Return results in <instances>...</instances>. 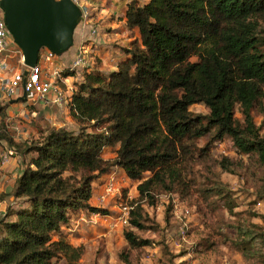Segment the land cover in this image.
Instances as JSON below:
<instances>
[{
  "label": "trees",
  "instance_id": "trees-1",
  "mask_svg": "<svg viewBox=\"0 0 264 264\" xmlns=\"http://www.w3.org/2000/svg\"><path fill=\"white\" fill-rule=\"evenodd\" d=\"M123 16L134 33L120 46L113 68L84 69L67 94L75 126L49 129L22 149L13 203L0 216V264H76L83 246L62 228L79 211H106L89 203L92 184L115 167L138 181L118 253L124 264H131V251L159 245L136 230L146 228L141 202L153 204L161 193H179L206 223L179 255L162 244L169 261L188 264L205 256L216 245L208 228L214 227L217 201L205 212L201 203L220 196L229 209L232 204L218 185L198 186L194 167L209 180L214 167H233L227 156L210 155V145L225 136L247 159L253 189L264 201V135L254 121L259 115L264 125V0H127ZM74 73L61 70L64 77ZM192 104L208 112L196 114ZM108 147L112 159L102 154ZM232 228L230 242L243 260L264 264L258 225ZM185 254L190 258L175 263Z\"/></svg>",
  "mask_w": 264,
  "mask_h": 264
},
{
  "label": "rangeland",
  "instance_id": "rangeland-1",
  "mask_svg": "<svg viewBox=\"0 0 264 264\" xmlns=\"http://www.w3.org/2000/svg\"><path fill=\"white\" fill-rule=\"evenodd\" d=\"M112 1L114 0L110 2ZM143 1L138 0L139 3ZM122 2L123 0H118L110 3L106 8H99L91 20L93 27H96L97 30L94 36L89 35L90 26L89 28L78 26L75 29L71 48L61 55H56L57 58L59 57L55 61L58 68L70 70L68 67L73 46L81 44L85 47L89 56L92 57L94 67L110 69V66L114 63L113 59L121 51L120 46L126 45L134 33L129 31L124 24L123 10L125 5ZM16 61L14 59L12 62L16 63ZM83 71L84 69H75L74 75L67 76L64 82H60V86L66 95L70 92L68 88L75 85L76 81L82 78ZM10 103L13 102L0 100V132L5 135L4 138L0 139V150L5 145H14L12 147L16 148L17 154L20 153V156L18 154L20 163L24 157V154H22L23 147L46 134L49 129L59 126L70 128L75 126V121L67 107L56 104L54 106L45 105L38 102L28 110L29 114H27L26 119H18L13 116L16 112H12V104ZM189 108L196 114L208 112L207 107L200 104H192ZM236 116L240 117L238 109H236ZM254 116L255 124L259 125L260 132L264 135V125L261 124V117L259 115ZM9 121H14L13 124H17L26 135L17 132L12 124H9ZM13 135H19V138L15 137V139ZM207 140L206 137L198 140V144L202 146ZM209 149L210 155L214 158L219 160L227 156L236 163L226 171L221 170L218 166L214 167L210 180L203 177L198 171L200 167L197 165L194 167L196 183L198 186L206 182L211 185H218L222 189L223 195L231 200L232 207L229 209L226 204L227 198L223 199L220 196L217 198L210 196L209 201H212L210 205H207L204 201L201 203L205 212V209L209 210L213 206V201H217V206L211 210L215 224L213 228H208L209 234L216 239V245L214 250L208 249L205 256H198L201 258L193 257L194 260L188 262V264H261L255 258H251L249 261L243 260L241 254L230 242L236 236L232 226L239 224L247 226L249 223H255L259 228H254V230L264 233V201L253 189V170L247 165V159L237 153L229 137L225 136L222 141L214 142ZM102 154L105 158L110 159L115 156L111 147L104 148ZM28 157L29 155H26V160ZM1 170L2 168H0V172ZM119 170L123 172L121 169ZM121 172L118 186H122L121 192L125 199L130 195L134 201L138 196L135 189L138 181L130 180L125 172ZM122 176L128 178L127 183L121 182ZM11 182L12 177L7 172L0 174L1 210H6L13 203V200L9 199L8 196ZM92 186L96 188L94 184ZM197 201L202 200L199 197ZM141 205L144 214H146V228L136 230V233L142 237L150 238L159 245L143 246L142 249L131 251L129 254L131 264H172L173 262L169 261L170 256L164 253V247L168 246L172 253L179 255L180 251L186 250L195 240H198V233L204 230L206 223H204L203 214L198 211L194 204L188 203L185 199L182 200L179 193H161L155 196L153 204L143 200ZM69 216H71L70 224L62 229L74 245L83 246L80 259L76 264H124L118 257V253L125 243L122 236L123 229L112 232L109 230L108 218L92 219L89 214H83L81 211ZM180 227L186 229V240L180 242L179 246H175L174 241L180 236L178 234ZM162 244L165 246L163 247ZM257 247H261L264 251V242H259ZM190 256L185 254L184 257L177 259L175 263H180L184 259L190 258Z\"/></svg>",
  "mask_w": 264,
  "mask_h": 264
},
{
  "label": "built area",
  "instance_id": "built-area-1",
  "mask_svg": "<svg viewBox=\"0 0 264 264\" xmlns=\"http://www.w3.org/2000/svg\"><path fill=\"white\" fill-rule=\"evenodd\" d=\"M70 1L80 10L81 18L77 27L89 28L90 26L89 35L94 36L97 30L93 27L91 20L99 8L105 7L111 0ZM3 17V10L0 7V100L13 102L10 103L12 104L11 110L16 112L13 116L18 119H26L29 114L28 110L38 102L67 107L69 98L60 86V82H64L66 77L61 75V68L55 64L58 59L56 54L48 48H42L38 52L36 63L33 66L25 65L22 50L15 44L12 34L5 26ZM14 59L17 60L16 63L12 62ZM92 67V57L89 56L85 47L81 44L75 46L70 55L68 68L71 71L75 69L89 71ZM68 89L70 92L73 90L72 87ZM13 122L9 121V124H12L17 132L26 135ZM16 155L12 146H3L0 150V168L3 169V166L7 165ZM120 175L119 169L115 167L100 176L99 183L94 184L97 190L92 188L93 202L91 205L102 207L106 211L90 213L89 216L92 219L108 218L110 231H118L129 225V214L134 205L131 196L128 195L125 199L121 192L122 186H118ZM15 180L16 176L12 177L13 185ZM127 181V177H121V182L127 183ZM3 213L4 210H0V216ZM185 233L186 229L180 227L178 233L180 236L174 241L175 246H179L180 242H185Z\"/></svg>",
  "mask_w": 264,
  "mask_h": 264
},
{
  "label": "water",
  "instance_id": "water-1",
  "mask_svg": "<svg viewBox=\"0 0 264 264\" xmlns=\"http://www.w3.org/2000/svg\"><path fill=\"white\" fill-rule=\"evenodd\" d=\"M6 28L33 66L42 48L61 55L71 48L81 14L70 0H0Z\"/></svg>",
  "mask_w": 264,
  "mask_h": 264
},
{
  "label": "crops",
  "instance_id": "crops-1",
  "mask_svg": "<svg viewBox=\"0 0 264 264\" xmlns=\"http://www.w3.org/2000/svg\"><path fill=\"white\" fill-rule=\"evenodd\" d=\"M116 1H118V0H114V1H112V2H108L107 3V5L105 6V8L107 7V6H109L110 5V3H113V2H116ZM121 1V0H120ZM145 1V0H144ZM126 2H127V0H123V2H122V4H124L125 5V7H124V10L123 11H125V9H126ZM116 52V51H115ZM111 68H113V66H110V69ZM13 137L15 138V137H18L19 138V135H13ZM16 139V138H15ZM4 168L1 170V172H0V174L2 175V172H7L8 173V175L9 176H11V177H15L16 176V178L18 177V174H19V172H20V162H19V158H18V154L16 155V156H14V157H12V159H11V161L7 164V165H4L3 166ZM120 171V170H119ZM121 172V171H120ZM99 180H100V177H99ZM99 180H97V181H95V182H93V184H95V183H99ZM11 189L9 190V194H8V196H9V199H12L13 200V196H12V189H13V184H12V182H11ZM92 188H94L93 186H92ZM96 190L98 189L97 187L95 188ZM7 191H8V189H6ZM92 190H91V194H92ZM92 196H93V194H92ZM92 196H91V198H90V200H89V202H90V204H91V200H92ZM0 207H1V203H0ZM2 209V208H1ZM0 209V210H1ZM112 232H114V231H112Z\"/></svg>",
  "mask_w": 264,
  "mask_h": 264
}]
</instances>
